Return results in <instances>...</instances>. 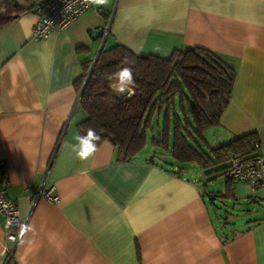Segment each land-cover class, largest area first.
Here are the masks:
<instances>
[{"label":"crops","instance_id":"crops-1","mask_svg":"<svg viewBox=\"0 0 264 264\" xmlns=\"http://www.w3.org/2000/svg\"><path fill=\"white\" fill-rule=\"evenodd\" d=\"M36 1L13 0L20 12L0 30V168L26 221L7 229L0 215V264H264V190L214 168L220 188L208 191L205 171L216 165L177 163L166 151L172 164L154 146L130 161L108 142L88 159L73 151L85 118L78 83L105 26L106 49L217 55L235 76L201 149L255 135L264 150V0H106L40 41L31 38ZM41 188L58 203L34 201ZM239 206L250 207L240 223ZM9 230L21 233L11 256Z\"/></svg>","mask_w":264,"mask_h":264},{"label":"trees","instance_id":"trees-1","mask_svg":"<svg viewBox=\"0 0 264 264\" xmlns=\"http://www.w3.org/2000/svg\"><path fill=\"white\" fill-rule=\"evenodd\" d=\"M19 12L13 0H0V30ZM122 67L133 69L135 84L130 95L113 90ZM234 76V70L217 55L200 48L175 51L170 57L161 58L134 54L120 45L108 49L103 46L95 63L85 66L78 83L77 104L85 114L77 125L78 135H86L91 128L101 137L97 148L108 142L123 161L133 160L145 148L146 132L152 128L154 114L166 105L163 125L157 127V137L152 138L151 144L168 151L177 163H196L202 169L224 164L232 156L248 154L256 139L255 135H248L209 153L201 149L203 132L219 125ZM175 96H180L183 118L175 110ZM226 167L218 170L222 176Z\"/></svg>","mask_w":264,"mask_h":264},{"label":"built area","instance_id":"built-area-1","mask_svg":"<svg viewBox=\"0 0 264 264\" xmlns=\"http://www.w3.org/2000/svg\"><path fill=\"white\" fill-rule=\"evenodd\" d=\"M91 8V0H38L33 3L37 20L31 31V38L36 41L45 40L51 34L63 31ZM107 32L108 26H105L102 42ZM224 176L233 184L247 183L251 193L264 190V150L257 140L251 143L248 154L232 156L228 159ZM7 187L8 182L0 168V215L7 229L15 228L21 231L26 221L19 216L15 204L7 199ZM33 199L34 201L42 199L52 205L58 203V198L52 193V189L46 188L39 189ZM20 234L10 230L5 234L7 245L4 250L9 256L13 254Z\"/></svg>","mask_w":264,"mask_h":264},{"label":"clouds","instance_id":"clouds-1","mask_svg":"<svg viewBox=\"0 0 264 264\" xmlns=\"http://www.w3.org/2000/svg\"><path fill=\"white\" fill-rule=\"evenodd\" d=\"M94 4H104L106 0H91ZM134 74L131 67H122L116 74V83L113 85V90L117 94H131L134 87ZM78 145L73 147V151L80 159H88L97 150V142L101 137L91 128L87 130L86 135H78L76 137Z\"/></svg>","mask_w":264,"mask_h":264},{"label":"rangeland","instance_id":"rangeland-1","mask_svg":"<svg viewBox=\"0 0 264 264\" xmlns=\"http://www.w3.org/2000/svg\"><path fill=\"white\" fill-rule=\"evenodd\" d=\"M128 95H130L129 93H128ZM174 103H175V110H176V112H178L179 113V116H180V118H183L182 117V113H181V111H180V96H175V99H174ZM167 108H166V105H164V106H162L161 107V110H160V112H156L155 114H154V117H153V120H152V128H149L148 130H147V132H146V135H147V142H146V145H145V148L143 149V151L144 152H146V151H148V150H150L151 148H153V145L151 144V140H152V138L153 137H157V133H158V131H157V124L160 126V127H162V125H163V121H164V116L166 115V113H167ZM158 111V110H157ZM169 114L171 115V120L173 119V107H172V104H170V107H169ZM155 149L157 148V147H154ZM160 152H162L163 154H166L167 156H168V158H167V160L169 161V162H171L172 164H176V163H174L172 160H171V158H170V156L166 153V151L163 149V150H160ZM178 165V164H177ZM182 166V164H179V166ZM224 165H216V166H214V167H212V168H209V169H207L205 172H207L208 173V175H207V178H211V179H213V181H208V183L207 184H210V185H208L209 187H208V191H210L211 190V187H214L215 188V190L217 191L219 188H220V182L221 181H215V176H216V173H213V174H210V172L211 171H213V169L215 168L216 170H218V169H220L221 167H223ZM218 174V173H217ZM220 179V178H219ZM250 209V207H248V206H239V208H237V214L236 215H238V218H236V220L240 223L242 220H243V218H244V215H246L247 213L246 212H244V211H247V210H249ZM244 210V211H243Z\"/></svg>","mask_w":264,"mask_h":264},{"label":"water","instance_id":"water-1","mask_svg":"<svg viewBox=\"0 0 264 264\" xmlns=\"http://www.w3.org/2000/svg\"><path fill=\"white\" fill-rule=\"evenodd\" d=\"M103 45H104V43L102 42V43H101V47H100V49H99V53H100V51L102 50ZM98 55H99V54H98ZM98 55H97L96 58L93 60L92 65L95 63V61H96Z\"/></svg>","mask_w":264,"mask_h":264}]
</instances>
